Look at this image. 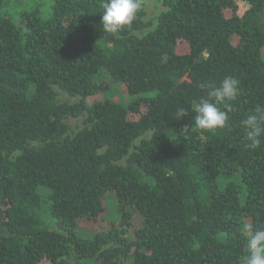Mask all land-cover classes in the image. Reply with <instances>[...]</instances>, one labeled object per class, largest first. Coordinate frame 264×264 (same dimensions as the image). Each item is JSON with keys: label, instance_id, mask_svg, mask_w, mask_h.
<instances>
[{"label": "trees", "instance_id": "obj_1", "mask_svg": "<svg viewBox=\"0 0 264 264\" xmlns=\"http://www.w3.org/2000/svg\"><path fill=\"white\" fill-rule=\"evenodd\" d=\"M50 1L48 17L16 23L0 0V264H242L249 228H264V138L245 150L241 127L264 105V0H161L153 30L137 35L149 26L139 15L119 39L103 32L101 0ZM226 76L240 81L231 130L193 129L201 85ZM113 83L136 98L88 103ZM41 190L61 232L37 212ZM108 192L124 228L81 238Z\"/></svg>", "mask_w": 264, "mask_h": 264}, {"label": "clouds", "instance_id": "obj_2", "mask_svg": "<svg viewBox=\"0 0 264 264\" xmlns=\"http://www.w3.org/2000/svg\"><path fill=\"white\" fill-rule=\"evenodd\" d=\"M100 8L103 32L119 39V33L131 30L141 9V0H101ZM201 87L207 90L206 98L193 106V129L231 130L228 113L232 111V102L240 95V81L233 76H226L219 85L206 83ZM221 105L227 111L222 110ZM187 114L183 108L179 109L182 118ZM241 127L244 131L245 150L259 149L264 138V105H257L241 121ZM244 252L242 264H264V228H249Z\"/></svg>", "mask_w": 264, "mask_h": 264}, {"label": "rangeland", "instance_id": "obj_3", "mask_svg": "<svg viewBox=\"0 0 264 264\" xmlns=\"http://www.w3.org/2000/svg\"><path fill=\"white\" fill-rule=\"evenodd\" d=\"M51 6L52 1L50 0H7L5 7L2 10V13L12 18L16 23H19L20 17L24 13H30L34 10L39 9L40 13L44 18L49 16L51 13ZM249 5L247 2L238 1V16L244 15V13L248 10ZM165 7L161 0H141V9L138 11L137 16H141L142 20H144L147 24H149L148 28L143 30L137 31L138 36H143L146 33L153 30L157 24L158 17L161 13L165 11ZM233 12L231 10L225 11L226 17H231ZM189 50L188 44L186 42H180L178 45V52L183 54L187 53ZM104 76V75H103ZM106 79V76L103 77ZM58 93V100L60 102H69V103H76L80 100L79 97H71L67 93L56 89ZM143 97L144 95H139ZM105 97L112 98L116 102H120L122 104H129L132 102L136 96H131L127 88L124 84L121 83H113L112 87L110 88L108 93H102L94 97H90L88 99V103L92 104L95 101L101 100ZM139 115H134L133 119H139ZM66 123L70 126L71 131H78L85 127L84 125V118H66ZM152 136V132L146 133L141 140H148ZM140 140L135 142L134 146H138L140 144ZM121 165H125V160L119 162ZM41 194V201L40 206L37 209L38 214L42 217L44 222L48 225V227L56 232H61L57 226L55 220L50 215V202L46 200V193L45 191L40 192ZM246 196L245 188L242 189L241 197L244 199ZM105 204V212L104 216L101 220L97 222H92L88 220H81L79 226L77 228L78 235L84 239H91L93 238L96 233L101 231H110L113 229H118L119 231L124 228L122 225V215L119 210L118 201L113 192H108L104 199ZM138 214V213H135ZM139 215V214H138ZM135 216L133 227L125 233V236L131 239L134 235V231L139 229L142 225V219ZM43 264H51L49 261H44ZM71 264H74L71 262ZM84 264H98L92 260L86 261Z\"/></svg>", "mask_w": 264, "mask_h": 264}, {"label": "crops", "instance_id": "obj_4", "mask_svg": "<svg viewBox=\"0 0 264 264\" xmlns=\"http://www.w3.org/2000/svg\"><path fill=\"white\" fill-rule=\"evenodd\" d=\"M243 16V15H242Z\"/></svg>", "mask_w": 264, "mask_h": 264}]
</instances>
